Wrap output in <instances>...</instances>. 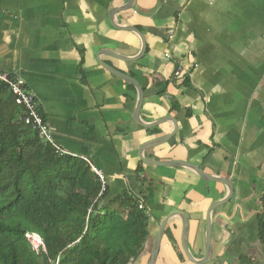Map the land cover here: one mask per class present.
<instances>
[{"label": "crops", "instance_id": "1", "mask_svg": "<svg viewBox=\"0 0 264 264\" xmlns=\"http://www.w3.org/2000/svg\"><path fill=\"white\" fill-rule=\"evenodd\" d=\"M0 0V72L20 78L37 101L55 143L86 159L109 187L142 193L149 217L141 253L147 264L161 220L187 219L194 259L204 252L206 211L225 197L222 183L189 169L159 167L139 157L144 143H164L142 156L185 161L230 180V199L211 213V258L206 264L259 261L256 235L264 194V0ZM146 51L137 61L139 37ZM132 77L137 93L100 63ZM182 64L183 78L174 77ZM186 77V82L184 79ZM128 85L133 87L130 88ZM181 218L166 223L154 264H193L180 243Z\"/></svg>", "mask_w": 264, "mask_h": 264}, {"label": "trees", "instance_id": "2", "mask_svg": "<svg viewBox=\"0 0 264 264\" xmlns=\"http://www.w3.org/2000/svg\"><path fill=\"white\" fill-rule=\"evenodd\" d=\"M23 115L0 85V264H128L149 233L142 193L109 196L89 162L57 154ZM256 221L264 245V194Z\"/></svg>", "mask_w": 264, "mask_h": 264}, {"label": "water", "instance_id": "3", "mask_svg": "<svg viewBox=\"0 0 264 264\" xmlns=\"http://www.w3.org/2000/svg\"><path fill=\"white\" fill-rule=\"evenodd\" d=\"M133 4H134V0H127V2L124 5L112 9V11L110 12V17H111V15H113L115 13H119L121 11L131 9L133 7ZM111 23H112L111 25L114 28H117V29L121 28V29L126 30V31H131V32L135 33L140 39V48H139L138 53L135 56L124 57V56L115 54L114 57H116L120 60H123V61H128V62L139 60L144 55V53L146 51V41H145L144 35L139 30H137L136 28H134L132 26L118 27L113 22H111ZM100 64L107 71H109L111 74L122 79L126 83L131 84L136 89L137 98H136L135 108H134V112H133V119L135 120V122L138 123L139 125H141L142 127H145V128L157 126L160 123L159 121L152 122V123H143L139 120V109H140V105H141L142 98H143L142 97V88L139 86V84L132 77L114 69L113 67L107 66L102 62ZM170 137H171V135L168 134V135H165V136L160 137L158 139L144 143L139 148V151H138L139 157L142 159V161L144 163L152 164L154 166H159V167L174 166V167H182L185 169H189L204 181L222 183L226 187L227 192H226L225 197L211 203L209 205L207 211H206L205 228H204V252H203V256L201 259H194L191 255L189 249H188V244H187V224L188 223H187V219L185 218V216L182 213L177 212V211H173L172 213L166 215L161 220V222L159 224L158 230H157L156 235H155L154 240H153V244H152V248H151V254H150V257H149L147 264H154L157 253H158V249H159V243H160L161 237L164 233L165 225H166L167 221L172 216H179L181 218L180 243H181V248H182V251H183L185 257L188 259V261H190L193 264H206L211 258V213L215 208L226 203L230 199L231 194H232V185H231L230 180L222 178V177H218L215 175L207 174V173L203 172L197 165L191 164L189 162L178 161V160H175V161L149 160V159H146L142 156V152L145 149L156 147V146L166 142Z\"/></svg>", "mask_w": 264, "mask_h": 264}, {"label": "built area", "instance_id": "4", "mask_svg": "<svg viewBox=\"0 0 264 264\" xmlns=\"http://www.w3.org/2000/svg\"><path fill=\"white\" fill-rule=\"evenodd\" d=\"M181 72H182V64L179 63L173 73L174 77L180 76L181 78H183ZM0 85H4L14 96L16 104L20 105L23 108L24 111V115L22 117L23 123L25 125L30 126L33 130H35L38 136L40 137V139L43 142L51 145L57 154L60 155L67 154L66 151L61 149L52 139L48 125L45 119H43V117L39 113L37 101L35 100L34 96L27 91L23 81L20 78L15 77L11 74L0 72ZM95 173L98 175L103 188L105 184L104 177L98 172ZM34 237L36 236L27 235V238L30 242L31 239H33ZM39 244L36 246V249L39 246Z\"/></svg>", "mask_w": 264, "mask_h": 264}, {"label": "rangeland", "instance_id": "5", "mask_svg": "<svg viewBox=\"0 0 264 264\" xmlns=\"http://www.w3.org/2000/svg\"><path fill=\"white\" fill-rule=\"evenodd\" d=\"M34 241H36L34 238L31 239V244H32L33 248L36 249V246H37L38 244L36 243V245H34V244H33ZM256 262H257L258 264H264V255L259 259V261H256Z\"/></svg>", "mask_w": 264, "mask_h": 264}, {"label": "bare ground", "instance_id": "6", "mask_svg": "<svg viewBox=\"0 0 264 264\" xmlns=\"http://www.w3.org/2000/svg\"><path fill=\"white\" fill-rule=\"evenodd\" d=\"M38 242H39V241H38ZM38 242H37V241H34L33 243H35V244H36V243H38Z\"/></svg>", "mask_w": 264, "mask_h": 264}]
</instances>
